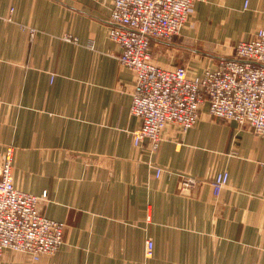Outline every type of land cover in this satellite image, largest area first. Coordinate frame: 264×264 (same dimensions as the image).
<instances>
[{
	"label": "crops",
	"instance_id": "0c3cea01",
	"mask_svg": "<svg viewBox=\"0 0 264 264\" xmlns=\"http://www.w3.org/2000/svg\"><path fill=\"white\" fill-rule=\"evenodd\" d=\"M113 2L0 0V160L13 148L16 188L46 191L43 215L66 225L56 253L6 251L0 264H264V136L207 105L187 133L169 126L152 157L136 147L135 73L108 34ZM259 29L264 0H195L152 60L199 76Z\"/></svg>",
	"mask_w": 264,
	"mask_h": 264
},
{
	"label": "built area",
	"instance_id": "2783aa9c",
	"mask_svg": "<svg viewBox=\"0 0 264 264\" xmlns=\"http://www.w3.org/2000/svg\"><path fill=\"white\" fill-rule=\"evenodd\" d=\"M194 1L113 2L108 34L121 47V64L135 73L131 114L141 125L133 132V141L136 147L147 145L151 157L159 150L169 126L187 133L207 105L212 118L235 122L256 136H264V29L239 42L233 56L218 59L199 76L186 67L166 68L152 60V44L171 42L180 35ZM13 157V148H9L0 160V255L18 252L37 262L62 247L66 225L43 215L41 203L48 198L46 191L37 196L16 188ZM229 180L228 171L216 174L214 193L220 194ZM192 183L184 181L183 188ZM153 246V241H147L148 253Z\"/></svg>",
	"mask_w": 264,
	"mask_h": 264
}]
</instances>
